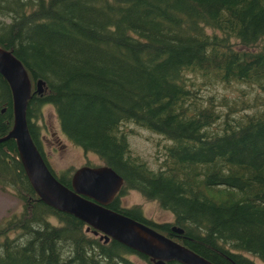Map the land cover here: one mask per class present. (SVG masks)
Here are the masks:
<instances>
[{
    "label": "trees",
    "instance_id": "16d2710c",
    "mask_svg": "<svg viewBox=\"0 0 264 264\" xmlns=\"http://www.w3.org/2000/svg\"><path fill=\"white\" fill-rule=\"evenodd\" d=\"M0 46L30 78L26 120L46 163L33 120L50 104L61 131L122 176L118 195L137 190L174 218L156 222L137 205L121 208L118 195L110 209L215 264H256L246 254L264 263V106L235 116L233 104L223 103L220 112L199 101L187 76L213 73L264 90V0H0ZM125 122L170 140L163 168L130 153ZM12 125L11 90L0 74V138ZM48 167L71 186L69 172ZM0 185L22 201V211L0 222V264H135L131 253L149 259L86 233V223L43 202L13 138L0 142Z\"/></svg>",
    "mask_w": 264,
    "mask_h": 264
},
{
    "label": "water",
    "instance_id": "95a60500",
    "mask_svg": "<svg viewBox=\"0 0 264 264\" xmlns=\"http://www.w3.org/2000/svg\"><path fill=\"white\" fill-rule=\"evenodd\" d=\"M0 74L9 84L13 125L0 142L13 138L26 175L39 198L47 205L74 215L92 228L100 239L117 240L123 245L148 256L154 264H215L190 248L156 229L125 214L114 211L108 204L118 195L124 180L108 165H82L74 170L71 186L62 184L50 171L28 130L26 108L32 88L28 73L14 53L0 46ZM37 93L44 91L42 81L36 83ZM172 230L181 233L176 226Z\"/></svg>",
    "mask_w": 264,
    "mask_h": 264
},
{
    "label": "rangeland",
    "instance_id": "374dc122",
    "mask_svg": "<svg viewBox=\"0 0 264 264\" xmlns=\"http://www.w3.org/2000/svg\"><path fill=\"white\" fill-rule=\"evenodd\" d=\"M211 31V30H209ZM232 42H237L231 38ZM237 46L236 44H234ZM192 88L197 90L200 96L199 101L206 104L212 101L215 107L221 112L224 106L220 104H233V110L230 113L239 115L245 112H258L264 106V90L259 88L256 83L231 80L229 82H221L213 73L204 76L200 72L187 74ZM37 117L33 120L39 128V138L41 140L42 150L46 154V159L52 170L57 175H66L74 172L75 169L82 165L91 166L103 165V161L92 152H84L81 147L73 143L62 131L55 109L50 104L43 105ZM120 128L127 134L130 153L145 161L153 170L164 167V151L165 147L170 143L165 136L141 127L133 122H125ZM206 192L222 197L219 191L206 190ZM121 208H127L134 205L140 207L144 216L156 222H172L173 213L162 208L155 199L144 197L139 191L134 189H126L121 195H118ZM22 211V201L17 197L16 191L11 186L0 185V222L2 219L9 217L13 213ZM55 221L54 218H51ZM86 233L90 235L100 236V233L93 234L91 228L85 227ZM13 235H15L13 233ZM256 264H264L257 257L246 254ZM130 260L135 264H154L149 259H144L140 255L131 253L127 254Z\"/></svg>",
    "mask_w": 264,
    "mask_h": 264
},
{
    "label": "flooded vegetation",
    "instance_id": "af4514ba",
    "mask_svg": "<svg viewBox=\"0 0 264 264\" xmlns=\"http://www.w3.org/2000/svg\"><path fill=\"white\" fill-rule=\"evenodd\" d=\"M41 150H42V148H41ZM42 153H43V155H44V157H45V159H46V154H45V152L42 150ZM46 161H47V159H46ZM48 163V162H47ZM49 165V164H48ZM50 166V165H49Z\"/></svg>",
    "mask_w": 264,
    "mask_h": 264
}]
</instances>
